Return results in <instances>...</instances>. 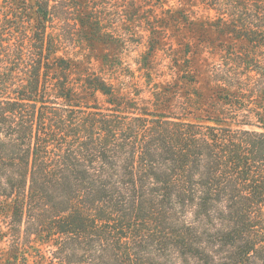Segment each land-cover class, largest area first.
Masks as SVG:
<instances>
[{
  "label": "trees",
  "instance_id": "obj_1",
  "mask_svg": "<svg viewBox=\"0 0 264 264\" xmlns=\"http://www.w3.org/2000/svg\"><path fill=\"white\" fill-rule=\"evenodd\" d=\"M63 2L92 52L116 47L91 0H0L1 263L264 264V0H201L216 19H179L200 28L194 56L209 27L230 40L254 87L217 70L209 95L157 84L141 103L58 54ZM162 38L151 31L142 69ZM241 104L242 120L225 116Z\"/></svg>",
  "mask_w": 264,
  "mask_h": 264
},
{
  "label": "rangeland",
  "instance_id": "obj_2",
  "mask_svg": "<svg viewBox=\"0 0 264 264\" xmlns=\"http://www.w3.org/2000/svg\"><path fill=\"white\" fill-rule=\"evenodd\" d=\"M69 4L73 3L69 2ZM63 6L67 7L65 16L61 22L55 25L53 31L51 30L57 38L58 54L82 60L84 67L103 75L115 83V86L123 93H128L132 97L140 95L137 98L139 103L143 99L150 98L157 84H177L184 90L188 89L193 92L194 89V91L198 90L209 95L211 88L215 86L214 83H218L217 78L213 75L214 72H218L217 70L222 71L221 74L225 75L224 78L231 79L237 84H241L243 81L244 84L248 83L249 87H254L253 83H256L255 78L258 76H254L253 70L256 67L253 64L247 65L245 59L243 61L235 55H225L219 44L220 39L224 41L225 47L231 42L230 40L225 41L227 38L224 37L219 39L211 27L207 28L205 35L207 40L199 41L198 54L194 56L193 51H196L194 46L198 43L196 33L199 34L200 28L180 22L179 19L181 18L180 13L187 15L195 23L216 19V11L208 8L201 0L190 4L188 1L182 2L181 0H91L90 6L102 14L100 16L101 34L116 44L115 48L105 44L98 45L93 52L80 30V20L77 22L75 19V10L69 9L65 2H63ZM152 30L156 35L162 33L163 38L151 57L152 69H142L144 67L142 65L143 57L149 52V38ZM239 52L241 56H244L241 54H245L244 50ZM103 54H108L111 57L117 56L118 65L114 68L103 65L102 60L99 59V55ZM186 59H191L189 64ZM149 72H151V77L147 76ZM185 73L190 75L197 73V83H189L183 79L182 76ZM239 87L246 89V85H243V88L242 85ZM243 95L246 94L238 92L237 97L232 98L234 101L237 99L242 101ZM183 101V98L180 97L177 102H174L172 108L174 113L183 112ZM147 104L148 108L153 109L152 102ZM234 105L231 106L233 107L231 109L226 107L225 116L227 113V117H229V113L236 116L235 111H237L238 115L241 114L239 118L237 115V119L242 120L250 108L241 104L243 108L239 109ZM228 109L229 111H227ZM196 113L202 115L199 111ZM253 129L258 128L254 127ZM159 253L160 255L165 253L164 256L170 257L169 251L161 250ZM0 264H2L1 261Z\"/></svg>",
  "mask_w": 264,
  "mask_h": 264
}]
</instances>
